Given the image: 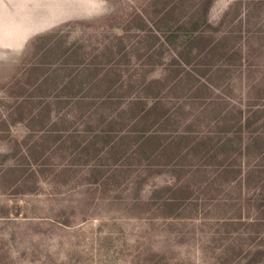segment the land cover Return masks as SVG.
Returning <instances> with one entry per match:
<instances>
[{
    "label": "rangeland",
    "instance_id": "1",
    "mask_svg": "<svg viewBox=\"0 0 264 264\" xmlns=\"http://www.w3.org/2000/svg\"><path fill=\"white\" fill-rule=\"evenodd\" d=\"M196 35L220 43L210 58L196 44L176 76L225 70L171 101L199 123L156 138V113L142 121L134 101ZM174 129L213 153L228 139L212 158H179L161 150ZM232 134L264 148V0H0V264H264L263 227L238 218L248 188L223 171L264 158Z\"/></svg>",
    "mask_w": 264,
    "mask_h": 264
},
{
    "label": "crops",
    "instance_id": "2",
    "mask_svg": "<svg viewBox=\"0 0 264 264\" xmlns=\"http://www.w3.org/2000/svg\"><path fill=\"white\" fill-rule=\"evenodd\" d=\"M171 36H168V39L165 37L166 39L164 38L163 40H161L159 45L166 46L167 44H171L173 42L171 39ZM186 38L187 39H185L186 40L185 45L179 48L178 52L176 48H174L173 50L175 52V55H171V59L168 61V63L166 64L164 63L163 68L156 71V77L152 76V78L148 79L149 84L151 83L152 85L156 84V94L154 96L136 98L133 104V106H135V109L138 111V113L141 114L139 118L142 121L145 118H147L148 120L149 114H150L149 116H152L153 113L154 115L156 113V138H158L157 134L159 133L165 134L166 130H168L166 128L168 127L169 124L172 125V123L173 124L175 123L195 124L197 122L199 123L200 118L198 115L195 117L190 116L189 118H181L179 116V114H181L183 110V107L185 104L184 102L179 101L176 103H172L171 101L175 98L178 91H180L181 89L185 87L191 89L190 92L192 93L190 92L188 93V95L191 94L190 97H192L193 94L198 95L197 92L200 91L201 89H204V88L207 89L210 86L216 87L213 82V78L215 76V75L213 76V74L216 73V75H218L221 72L223 73L225 70V68L222 67V65H219V64L216 65L214 63L213 64L214 67L212 71H210L209 74H206L207 77L205 75H200L202 72L201 71L202 69L199 71L194 70V69L186 70L185 74L180 73L176 76L177 71H179L177 69L178 64L180 62L187 63L191 59V58L189 60L185 59V54L189 51L190 52L193 51V49L196 50V46H195L196 44H202L203 46L202 48L203 51L201 50L202 56L208 57L213 53V50L216 48L218 43H220V42H217L216 40L215 41L209 40L208 36H205V35L188 36ZM160 51H161V47L157 46V49H156L157 56L160 55ZM213 60H214L213 58L208 59L204 63H208V65L211 66L212 64L210 63H213ZM156 63H158L157 65H159V61H156ZM171 75L173 78H171ZM198 76H204V80H200ZM198 96H201V95H198ZM151 98L154 101L151 100L150 102L149 100ZM212 99L213 97L208 102L202 105L204 106L205 104H207V107L204 106V108L201 109V112L206 111L210 107V105L213 103V102H210V101H213ZM225 112L226 113H223V115L220 117L222 123H224V121L229 122L231 120L230 116H227L229 112L227 110ZM118 115H120L122 117L121 120H123V116H122L123 110H121L120 114L118 113ZM121 120H119V116L112 117L110 120H107L106 125H105L107 128L105 130L106 133L109 131L115 130L114 127H117L119 123L123 125V121ZM217 122H220L218 118L215 121H213V123H217ZM192 132L193 131L191 130L181 131L178 129H174L172 134L175 133V135H171L169 139L174 138L175 140H173V143L171 142L168 143V145L165 148H163L164 145L161 146L162 147V148L160 147L161 150L163 152L170 151L171 154H174L178 156L179 158L183 156L188 157V156H193V155L203 158L206 156L207 153L209 154L208 155L209 157L211 156L214 157V155L215 156L218 155L219 153L218 149L221 148L222 146L221 144L222 143L224 144L225 139H228L227 138L228 135L221 136V134L216 133L217 135L214 136V139H215L214 144L216 145L215 147L216 149H215V152L213 153L214 149L211 150V144H209L208 141H205L204 139H202V137L200 136L195 138ZM234 134H232L231 137L229 136V140L231 138L236 142V143L233 142V144H235L232 146L234 150H236L238 153H241L242 147H245L248 150L249 157H251L252 155H256V156L260 155L262 156V158H264V148L260 150L261 151L260 154L254 151V144H256L255 143L256 141H254L253 136L248 135L247 137L242 134L240 135L238 134L234 135ZM184 140H185V145L181 149H179L178 151H175V149L178 148V145L172 148L174 146L175 141L184 142ZM214 144L212 148L214 147ZM202 146H205L208 148L205 150L199 149ZM223 171L225 173L229 171L233 172L234 175H232V177L230 178H232V183L233 182L237 183L235 186H236V189L239 190L238 192L240 193V195L242 193L244 194V189L248 188L247 189L248 197H247V204H246L247 205L246 208L248 209V212H247V215H243V216L239 215L238 218L240 219L243 217V219H248L249 222H253L256 225L259 224L260 227H263V235H264V163L261 165L249 164V163L248 165H244V164L239 163L236 165H232V167H230L229 169H226L225 167ZM256 172H260L258 179H255V177L257 176ZM219 173L220 172H218V177H219ZM245 193L247 194V191ZM253 223L251 225H253ZM252 234H253V231L250 230L248 235L251 236Z\"/></svg>",
    "mask_w": 264,
    "mask_h": 264
}]
</instances>
